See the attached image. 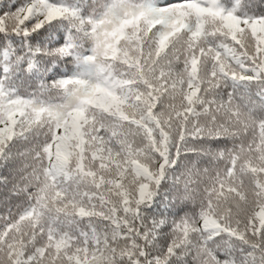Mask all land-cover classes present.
<instances>
[{"label":"snow or ice","instance_id":"obj_1","mask_svg":"<svg viewBox=\"0 0 264 264\" xmlns=\"http://www.w3.org/2000/svg\"><path fill=\"white\" fill-rule=\"evenodd\" d=\"M0 264H264V0H0Z\"/></svg>","mask_w":264,"mask_h":264},{"label":"clouds","instance_id":"obj_2","mask_svg":"<svg viewBox=\"0 0 264 264\" xmlns=\"http://www.w3.org/2000/svg\"><path fill=\"white\" fill-rule=\"evenodd\" d=\"M179 170L172 171L168 179L164 182L165 186H162L159 195L164 199L165 202L172 199V193H174L175 190L182 187V185H179L177 181L179 180Z\"/></svg>","mask_w":264,"mask_h":264}]
</instances>
